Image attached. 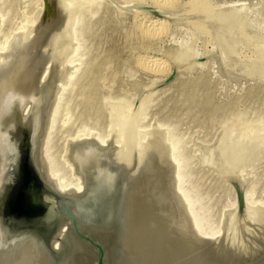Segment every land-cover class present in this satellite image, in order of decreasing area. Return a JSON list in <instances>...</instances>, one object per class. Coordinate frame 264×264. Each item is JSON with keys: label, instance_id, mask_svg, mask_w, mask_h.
Returning <instances> with one entry per match:
<instances>
[{"label": "rangeland", "instance_id": "rangeland-1", "mask_svg": "<svg viewBox=\"0 0 264 264\" xmlns=\"http://www.w3.org/2000/svg\"><path fill=\"white\" fill-rule=\"evenodd\" d=\"M60 1L72 18L75 13L72 27L81 30V40L72 39L83 50L57 127L59 148L89 128L106 135L117 129L137 141L127 153L134 164L145 150L142 131L166 123L184 146L192 184L216 223L233 219L226 224L236 227L231 173L243 175L240 182L251 198L264 203V0ZM44 9V0H0V46L15 32L31 29ZM10 133L4 136L5 154L10 150L6 177L12 181L4 195V224L36 228L48 238L50 218L34 211L24 216L14 198L22 182L16 147L22 131ZM95 154L87 155V173L103 163ZM105 172L81 204L86 217L111 215L119 182L114 170ZM75 244L71 236L65 253Z\"/></svg>", "mask_w": 264, "mask_h": 264}, {"label": "bare ground", "instance_id": "bare-ground-1", "mask_svg": "<svg viewBox=\"0 0 264 264\" xmlns=\"http://www.w3.org/2000/svg\"><path fill=\"white\" fill-rule=\"evenodd\" d=\"M46 1L47 7L44 5L38 19L34 16L37 22L34 21L31 29L15 32L1 45L0 184L5 170V141L9 140L5 139V133L10 129L9 135L15 136L33 121V160L44 179L61 192L74 193L85 187L89 154L95 156L97 153L104 161L130 166L133 181L126 187L127 207L122 208L124 211L121 209V217L94 227L82 223L84 229L92 230L97 237H107V233L113 235L115 245H121L122 254H125L121 264H209L212 261L228 264L257 253L264 245V214L261 212L264 203L259 204L251 198L243 185L245 182H240L243 175L239 174L240 178L231 173V184L234 186L232 181L237 182L243 191L245 214L241 216L237 212L234 189V210L237 209L234 213L238 215L235 235L231 233L234 229H230V224H226L235 222L233 219L225 224L216 223L205 211L202 198L192 184L184 146L170 125L160 123L156 126L155 123L156 128L142 131V143L138 142L145 150L134 164L127 154L134 150V140L130 142V137L119 135L117 129L106 135L97 127L89 128L68 139L67 148L65 144L59 148L57 127L62 120L67 94L81 67L77 61L83 45L81 41L73 43V37L81 40V30L72 27L75 13L72 18V12L69 15L60 0ZM162 1L170 4V0ZM147 30L152 31V27ZM221 157L225 159L224 153ZM228 165L224 167L226 171ZM255 213L260 217L254 216ZM60 222L52 241L58 248V263L77 264L76 255L92 258V251L73 235L68 218L61 216ZM201 233L217 237L213 242L204 243L198 237ZM4 236L0 222V264H51L52 256L37 234L24 233L10 240ZM71 236L76 244L67 254L63 245ZM102 241L109 244L105 238ZM65 246L69 251L70 243ZM107 252L114 255L118 251L109 247Z\"/></svg>", "mask_w": 264, "mask_h": 264}, {"label": "water", "instance_id": "water-1", "mask_svg": "<svg viewBox=\"0 0 264 264\" xmlns=\"http://www.w3.org/2000/svg\"><path fill=\"white\" fill-rule=\"evenodd\" d=\"M45 7H47V1H44ZM31 125H28L26 128L22 129V136L19 138V142L17 143L16 147L19 150L21 147V142L24 143L25 147L28 148V156L29 159V166L33 171L35 177V184H34V192L32 196V204L37 207L41 208V213L44 215L46 214L47 218H50L51 225L49 227V237L45 238L38 229L36 228H28L26 226H8L5 225L7 222V218L5 217L6 211V204H7V196H4L9 189L7 184L12 183V181H8V177H6V168L3 172V176L1 179L0 184V222L5 234L6 239H12L16 236H20L24 233H33L40 236L41 241L45 245V249L51 254V259L49 262L51 264H59V258L57 257L56 251L58 250L57 247H54L52 244L53 238L56 236V232L59 229L61 222V216H65L68 218V225H70L73 235L83 244H85L90 251H92V258H83L80 255H76L74 257L77 264H121L122 260L124 259V255L122 254V246L119 244L114 243V237L110 233H107L105 236L110 237H97L96 234L91 230H86L82 227V223L85 225H89L94 227L96 225H106L112 222L115 218L119 215L121 217L122 212L121 209L127 207V201L124 200L126 195V187L129 183L133 181V177L129 174L130 166L126 165L122 162H113L112 160H103L104 162L102 165L93 167L91 174L88 173L87 175V183L85 187L77 192L74 193H64L50 185L48 181L44 179L41 175L38 167L36 166L33 157H32V134L34 129V122H31ZM12 142V141H11ZM13 144V143H12ZM15 145L13 144V150L15 149ZM13 150L11 152H13ZM15 151V150H14ZM10 150L7 149V162ZM14 153V152H13ZM107 168H111L114 170L118 175V197L116 203L113 207L111 215L107 218H98L95 216L86 217L81 212V204L83 200L87 199V194L92 191V188L96 185V182L99 179L105 177V170ZM234 183V188L236 192V199L238 204V214L243 216L245 200L243 191L238 185L237 182L232 181ZM123 204V205H122ZM122 209V210H123ZM124 211V210H123ZM261 212L264 214V205H262ZM41 214V215H42ZM238 216V215H237ZM5 223V224H4ZM26 227V228H24ZM198 237L207 242H213L217 235H209L206 233L198 234ZM105 238L107 240L106 244L102 239ZM206 241V242H205ZM264 244V243H263ZM110 247V250H117V254L108 255L107 248ZM222 261H212L209 264H221ZM223 264V263H222ZM228 264H264V245L263 247L255 254L250 257L241 259V260H234Z\"/></svg>", "mask_w": 264, "mask_h": 264}, {"label": "flooded vegetation", "instance_id": "flooded-vegetation-1", "mask_svg": "<svg viewBox=\"0 0 264 264\" xmlns=\"http://www.w3.org/2000/svg\"><path fill=\"white\" fill-rule=\"evenodd\" d=\"M28 148L25 147L24 143L21 142V147H20V153H21V167H22V182L19 184V187L17 190H15L14 193V198L19 200V202L21 203V207L22 208V213L24 214V216H28L30 213L35 214V216L41 215V208L37 207V205L35 206L34 204V208L33 205L31 204L28 205L29 200H32V196H33V192H34V184H35V177L33 174L32 169L29 166V157L28 156ZM13 198V199H14ZM37 208V209H35Z\"/></svg>", "mask_w": 264, "mask_h": 264}]
</instances>
